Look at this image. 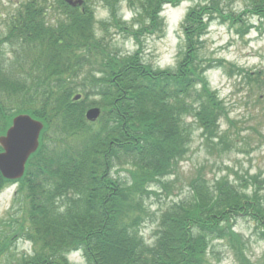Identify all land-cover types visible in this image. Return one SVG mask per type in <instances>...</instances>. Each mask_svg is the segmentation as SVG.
Returning a JSON list of instances; mask_svg holds the SVG:
<instances>
[{
  "label": "trees",
  "instance_id": "1",
  "mask_svg": "<svg viewBox=\"0 0 264 264\" xmlns=\"http://www.w3.org/2000/svg\"><path fill=\"white\" fill-rule=\"evenodd\" d=\"M46 1L27 2L28 19L19 12L11 20V33L26 36L24 33L28 32V59L23 61H33L38 65L34 70L43 71L38 74L27 71L26 79L22 69L7 73L0 67V130L17 113L28 112L44 120L47 126L57 124L58 132L66 137L87 136L81 138L77 149L73 142H61L43 169L41 160L37 161V167L36 161L32 163V175L27 177L34 181L42 175L45 180L28 184L33 194L48 186L45 193L52 202L63 189L73 188L79 196L77 202L72 197L68 200L71 205L63 213L31 220L36 233L32 229L30 238L38 250L28 262L21 264H69L65 253L72 248L84 252L86 264H207L211 241L227 236L229 228L223 227L224 224L232 227L231 222L238 220V215L253 217L257 233L264 239V198L220 179L206 187V181L200 178L191 182L187 196L162 211L154 243L146 242L139 232L140 224L148 215L145 200L158 195L150 190V184L161 182L166 187L168 184L163 178L178 170L180 160L188 151L186 133L190 128L185 127L182 114L199 103L193 115L198 122L193 127H202L203 140L216 146L217 119L229 118L228 109L208 89L202 74L198 78L197 63L193 60L192 66H185L184 71L175 75L141 65L137 55L117 58L109 53L101 61L105 67L104 85L91 82L92 86L99 85L109 112L99 122H88L72 100L75 87H70L63 76L76 64L93 59L92 46L85 50L94 36L93 11L90 5L83 12L62 0H56V5ZM181 1L101 0V3L109 9L112 23H119L126 32L130 31L129 27L119 16L124 2L150 16V24L142 26L140 32L163 33L164 23L158 17L160 10L166 4L176 6ZM223 1L232 2L206 0L205 4L190 9L182 25L190 51L197 49L208 28L202 15L216 12L226 17L222 14ZM246 1L247 15L264 17V0ZM53 9L59 12L55 22L49 14ZM199 19L203 22H198ZM83 48L86 54L80 56L78 51ZM99 50L95 56L101 55ZM89 81L90 78L82 86ZM200 82L204 86L199 89ZM42 151L41 148L38 155ZM121 164L129 165L130 178L127 175L124 181L111 174ZM252 180L249 177L246 182ZM51 187L56 195L50 191Z\"/></svg>",
  "mask_w": 264,
  "mask_h": 264
},
{
  "label": "rangeland",
  "instance_id": "2",
  "mask_svg": "<svg viewBox=\"0 0 264 264\" xmlns=\"http://www.w3.org/2000/svg\"><path fill=\"white\" fill-rule=\"evenodd\" d=\"M198 2L205 4L206 0H187L177 8L167 6L158 16H162L168 25L165 36L146 34V37L143 36V41H139L140 35H135L136 31L126 33L122 25L112 23L110 11L101 0H88L87 4L91 6L96 22V34L90 38L85 50L92 46L93 59H85L84 63L76 64L67 76H63L70 87H75L72 89L74 95L80 93L83 95L74 101L80 112L85 113L89 108L97 106L102 109V116L106 114L105 112H109V107L103 103L106 99L100 95L99 85L91 84L93 82L104 85L102 82L104 73L101 72L104 68L99 63L105 54L111 53L120 58L137 53L149 68H169L175 72L180 65L179 68L182 69L180 62L185 55H189L190 50L185 47L186 36L180 26L190 6L197 5ZM126 4L121 5L123 6L121 12L125 13L126 19H130L132 14L127 12ZM221 7L225 18L220 17L216 12L202 15L209 25V31L205 34V44L202 45L200 55L195 56L193 52L190 57L194 62L197 59L196 63L201 62L200 65L206 69L208 75L204 77L208 82V88L217 90L229 110L231 119L230 122L226 119L222 121L220 130L217 131V138H214L216 146H213L202 139L200 135L202 127L199 125L193 127L195 125L193 123L198 122V119L196 120L191 114L184 116L186 122L190 124L192 122L191 128L186 133L190 140L187 154L184 160H180L182 162L175 175L164 178L168 187L158 182L151 183L149 188L157 190L158 195L145 200L148 215L144 223L140 224L139 231L149 242L153 241L162 211L171 203L187 196L193 180L201 178V181H206V187H209L212 181L220 179L238 185L237 189L250 195L256 192L258 196L264 198V86L262 90L256 85H248V81L242 85L241 75L242 71L247 70L256 74L263 72L262 77H264V17L259 15L247 17L246 0L230 3L223 1ZM51 12L53 15H59L54 9ZM97 16L101 18L97 19ZM137 18L138 20L141 18L144 25L150 22L148 14ZM201 21L203 22L202 19L198 20ZM104 22L105 25H102ZM98 49L101 55L97 53L95 56V51ZM85 50L83 48L82 51H78L80 56L86 54ZM88 78H90L89 84L81 86ZM56 79L57 77L54 78ZM56 129L57 125L53 124L50 133L55 134L52 136H55L57 145L61 142H73L78 148L81 138L85 139L87 136L80 134L81 137L77 136L75 139L64 135L57 136ZM226 148L230 150L227 151ZM127 168L129 165L121 164L111 171V174L124 181L128 179L127 175L130 178ZM249 177L253 180L247 183ZM248 184L249 186L246 187L245 185ZM17 188V186L7 187L0 193V231L6 230V234L2 237L12 245L10 253L13 255L0 264H15L16 260L23 261L27 258L28 252L36 249L34 242L28 241L31 239L30 231L28 235L22 232H13L10 236L8 234V229L13 228L15 218L22 214L19 210L13 212L12 205L20 204L21 210L25 209V201L16 198L18 202L16 203L13 199ZM236 218L238 220L231 222L232 227H228L227 223L224 224L223 227L229 228L226 232L227 236L220 238L219 241L210 239L212 241L208 249L207 264H243L244 262L264 264V239L259 232L257 233L255 220L247 215H238ZM82 258L81 254L71 255V260L80 264L83 262Z\"/></svg>",
  "mask_w": 264,
  "mask_h": 264
},
{
  "label": "water",
  "instance_id": "3",
  "mask_svg": "<svg viewBox=\"0 0 264 264\" xmlns=\"http://www.w3.org/2000/svg\"><path fill=\"white\" fill-rule=\"evenodd\" d=\"M66 1L72 5L82 3V0ZM98 112V109H93L88 116L96 118ZM14 121V126L10 128L7 136L1 138L6 152L0 154V166L7 177L19 178L23 173L26 159L39 145L38 138L43 124L26 114L17 116Z\"/></svg>",
  "mask_w": 264,
  "mask_h": 264
},
{
  "label": "flooded vegetation",
  "instance_id": "4",
  "mask_svg": "<svg viewBox=\"0 0 264 264\" xmlns=\"http://www.w3.org/2000/svg\"><path fill=\"white\" fill-rule=\"evenodd\" d=\"M28 2V0H0V25L4 24L5 22L9 21L8 19H6V17L8 16V14H4L3 11H9L11 10L10 8V4L11 5H15L17 7H20L23 4H26ZM26 10H28V6L26 7ZM27 50V45L25 46V52ZM18 55H23V50L20 49L18 50Z\"/></svg>",
  "mask_w": 264,
  "mask_h": 264
},
{
  "label": "clouds",
  "instance_id": "5",
  "mask_svg": "<svg viewBox=\"0 0 264 264\" xmlns=\"http://www.w3.org/2000/svg\"><path fill=\"white\" fill-rule=\"evenodd\" d=\"M105 15H106V13H105ZM101 17L100 16H97V19H100Z\"/></svg>",
  "mask_w": 264,
  "mask_h": 264
}]
</instances>
